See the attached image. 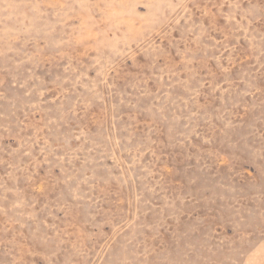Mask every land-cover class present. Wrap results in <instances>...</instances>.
<instances>
[{
    "label": "rangeland",
    "instance_id": "obj_1",
    "mask_svg": "<svg viewBox=\"0 0 264 264\" xmlns=\"http://www.w3.org/2000/svg\"><path fill=\"white\" fill-rule=\"evenodd\" d=\"M0 264H264V0H0Z\"/></svg>",
    "mask_w": 264,
    "mask_h": 264
}]
</instances>
